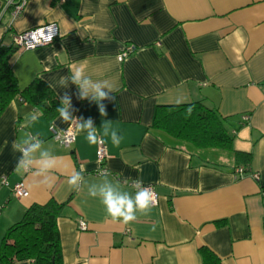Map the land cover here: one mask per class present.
I'll return each mask as SVG.
<instances>
[{"label":"crops","instance_id":"crops-1","mask_svg":"<svg viewBox=\"0 0 264 264\" xmlns=\"http://www.w3.org/2000/svg\"><path fill=\"white\" fill-rule=\"evenodd\" d=\"M4 1L3 45H11L14 33L48 23L58 28L49 44L13 47L9 65L19 89L39 77L59 102L67 92L73 115L93 121L107 155L98 161L97 144L59 114L42 113L26 125V114L37 108L12 99L0 114V178L7 182H0V241L28 206L53 199L62 204V264H203L201 247L218 264H264V0H28L16 15ZM127 48L131 53L119 62ZM76 67L115 84L114 99L103 101L105 116L95 102L77 97L75 85L58 86ZM177 97L213 109L232 147H197L153 127L156 108L177 105ZM53 124L73 125L70 147L51 137ZM28 135H39L66 165L51 189L16 171L12 144ZM101 168L129 191L141 178L158 194V205L130 225L106 220L98 199L66 183L81 169L98 181ZM20 180L28 195L16 198L12 186Z\"/></svg>","mask_w":264,"mask_h":264},{"label":"trees","instance_id":"trees-1","mask_svg":"<svg viewBox=\"0 0 264 264\" xmlns=\"http://www.w3.org/2000/svg\"><path fill=\"white\" fill-rule=\"evenodd\" d=\"M14 48L0 44V114L14 98L39 109L46 117L53 118L60 102L41 78H34L19 89L9 65ZM191 106V114L186 109ZM153 127L171 136L188 141L197 147L230 149L231 137L223 119L202 101L156 108ZM240 155L239 153H236ZM62 204L49 199L43 204L28 206L22 217L6 228L0 241V264L29 259L32 264H62L61 244L57 218ZM203 264H218L211 252L201 247Z\"/></svg>","mask_w":264,"mask_h":264},{"label":"clouds","instance_id":"clouds-1","mask_svg":"<svg viewBox=\"0 0 264 264\" xmlns=\"http://www.w3.org/2000/svg\"><path fill=\"white\" fill-rule=\"evenodd\" d=\"M69 84L77 88V97L81 100L87 99L95 102L101 116L106 115L104 100L114 99L111 93H115V84L108 79L94 80L82 67H76L69 75L61 76L58 86L67 89ZM185 97H177V105L184 103ZM71 97L65 92L60 97V104L57 107L59 118L65 123H72L76 128L86 133L87 141L90 144H102L103 138L98 134L97 127L91 119H77L73 115ZM191 106L186 109L187 114H191ZM42 112L35 109L26 114L25 124L32 125L39 120ZM56 135L54 139L61 144L66 143V133L63 129H57L52 125ZM107 134V129H105ZM120 136L116 131L111 132L113 144L120 143ZM13 151L19 153L16 163V171L30 175L35 187L51 189L57 179L56 173L63 165L62 160L51 150L44 147V141L39 135H28L22 140L13 141ZM99 180L90 182L84 169L73 170L67 178L68 188L75 192L86 190V194L94 199H98L106 213V220L112 223L130 225L137 221L140 216L149 215L153 208L158 205V194L150 186H145L141 178L132 182V191L126 190L124 186L111 179L112 173L107 169L98 171ZM154 230V229H153Z\"/></svg>","mask_w":264,"mask_h":264},{"label":"built area","instance_id":"built-area-1","mask_svg":"<svg viewBox=\"0 0 264 264\" xmlns=\"http://www.w3.org/2000/svg\"><path fill=\"white\" fill-rule=\"evenodd\" d=\"M27 1L28 0H5L4 1V7L12 6L14 8L13 14L16 15L26 5ZM59 1H64V0H59ZM57 35H58L57 25L55 23H48V24H45V25H42V26H39L36 28H32L29 30H25L22 32L12 34L11 46L12 47H18L21 49H32V48H35V47L40 46V45H45V44L51 43ZM0 44H2V43L0 42ZM131 51H132L131 48H127V49L121 51L117 55V60L119 62L123 61L124 58H126L131 53ZM243 118L247 119L248 116L245 115V116H243ZM57 129H60V128H57ZM62 129L65 130L67 142L64 144H61V143H59V144L65 146V147H70L75 140V131L73 129V125H68L67 127L62 128ZM50 131H51V137L54 139L56 132L52 128V126L50 127ZM106 155H107V150H106L104 143L97 144V150H96L97 160L102 161L106 157ZM101 169H105V168H101ZM242 171H243V168L237 169V172H242ZM253 176L257 177L256 174H254ZM0 182L2 184H6L7 183L6 178L1 177ZM130 183L132 184V182H130ZM145 186H150V185H145ZM150 187L153 188L152 186H150ZM12 193L16 198H23V197H26L28 195L27 188H26V186L22 180L14 183V185L12 186ZM79 225H80L81 229L86 228L84 221H80Z\"/></svg>","mask_w":264,"mask_h":264}]
</instances>
